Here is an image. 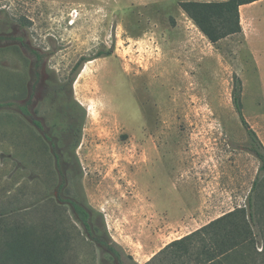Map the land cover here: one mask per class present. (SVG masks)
Masks as SVG:
<instances>
[{
    "label": "rangeland",
    "instance_id": "obj_1",
    "mask_svg": "<svg viewBox=\"0 0 264 264\" xmlns=\"http://www.w3.org/2000/svg\"><path fill=\"white\" fill-rule=\"evenodd\" d=\"M181 1L224 0H0V23L14 24L0 41V101L37 111H0V250L3 231L27 225L34 238L55 240L56 264H119L86 237L63 203L72 200L122 264H182L153 257L246 205L259 161L246 150L232 91L238 79L242 115L264 147V0L239 9L241 33L215 44ZM27 48L43 57L34 85ZM110 50L82 66L70 96L75 63ZM71 100L79 118L65 113ZM43 134L67 152L58 191ZM257 193L264 210V187Z\"/></svg>",
    "mask_w": 264,
    "mask_h": 264
},
{
    "label": "trees",
    "instance_id": "obj_2",
    "mask_svg": "<svg viewBox=\"0 0 264 264\" xmlns=\"http://www.w3.org/2000/svg\"><path fill=\"white\" fill-rule=\"evenodd\" d=\"M259 1L261 0L181 1L178 6L199 32L211 44H215L222 39L241 33L240 7ZM13 28V23L2 21L0 23V41L5 39L2 34L12 31ZM11 39L12 41H20V39L13 36ZM26 51L34 60V85L39 80L38 69L43 57L34 49L27 48ZM110 54L111 50L100 51L93 58L81 57L75 63L71 70L72 77L68 81L70 96L74 77L82 69V66L94 59L109 56ZM63 88L60 87L56 93H60ZM232 102L239 122L250 140L246 150L259 161L258 172L246 199V205L228 212L202 228L171 242L153 259L170 253V259L174 263L181 261L183 264L182 259H185L187 264H254L255 259L261 257L262 261L257 264H264V210L262 205H260V208H256L257 191L264 187V147L242 115L241 83L238 79H235L233 86ZM30 104V101L23 105L13 101H0V111L15 108L22 116L29 117L37 114L34 109L33 112L29 111ZM82 112L75 101L71 100L66 103L65 113L68 117L79 118V114ZM81 118H83L82 115ZM32 124L37 130H43L40 121L32 120ZM80 137L81 127L79 126L76 131H72L69 134L72 149L77 147ZM43 138L51 144V140L46 134H43ZM51 149L54 159L53 174L60 181L57 186L58 191L62 188L63 179L65 178L61 165L67 152L58 153L53 151V144H51ZM67 202L69 201L66 200L63 203ZM70 204L78 215L79 220L88 229L87 220L89 215L74 202L70 201ZM34 232L33 227L28 228L27 225L20 228L15 227L14 233L9 230L3 231V238L9 241L3 243V247L0 250V264H56L57 250L53 247L55 240L46 237L34 238ZM90 238L94 244L99 246V249H103L117 263L122 264L120 262V253L114 249L115 245H108L109 242L102 237ZM259 245L261 246L260 251L257 250Z\"/></svg>",
    "mask_w": 264,
    "mask_h": 264
},
{
    "label": "flooded vegetation",
    "instance_id": "obj_3",
    "mask_svg": "<svg viewBox=\"0 0 264 264\" xmlns=\"http://www.w3.org/2000/svg\"><path fill=\"white\" fill-rule=\"evenodd\" d=\"M5 34L6 33H3L2 34V36H4L5 38L7 37V36H5ZM57 197V196H56ZM67 201H69V202H67L66 204H67V206L69 207V210H70V213H71V215L73 216V218L77 221V223H79V225L81 226V228H82V230H83V232L85 233V235H86V237H94L95 236V234H96V232H95V226L92 224V222H91V217H92V214H91V212L84 206V205H82V204H80V203H77L76 201H72V200H67ZM70 201L71 202H74L77 206H79V207H81L88 215H89V219L87 220V225H88V229H86V227L84 226V224L82 223V221L81 220H79V217H78V215L74 212V209H73V207L71 206V204H70ZM95 238H97V237H95ZM96 245V244H95ZM108 245H109V243H108ZM96 247H98L99 248V246L98 245H96Z\"/></svg>",
    "mask_w": 264,
    "mask_h": 264
},
{
    "label": "crops",
    "instance_id": "obj_4",
    "mask_svg": "<svg viewBox=\"0 0 264 264\" xmlns=\"http://www.w3.org/2000/svg\"><path fill=\"white\" fill-rule=\"evenodd\" d=\"M242 7H240V9H241Z\"/></svg>",
    "mask_w": 264,
    "mask_h": 264
},
{
    "label": "bare ground",
    "instance_id": "obj_5",
    "mask_svg": "<svg viewBox=\"0 0 264 264\" xmlns=\"http://www.w3.org/2000/svg\"><path fill=\"white\" fill-rule=\"evenodd\" d=\"M83 72V71H82Z\"/></svg>",
    "mask_w": 264,
    "mask_h": 264
}]
</instances>
